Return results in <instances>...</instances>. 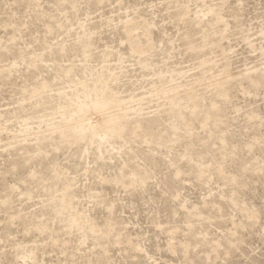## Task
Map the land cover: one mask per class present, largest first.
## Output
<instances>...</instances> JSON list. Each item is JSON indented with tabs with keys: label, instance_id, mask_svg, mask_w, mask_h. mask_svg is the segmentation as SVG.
<instances>
[{
	"label": "rangeland",
	"instance_id": "1",
	"mask_svg": "<svg viewBox=\"0 0 264 264\" xmlns=\"http://www.w3.org/2000/svg\"><path fill=\"white\" fill-rule=\"evenodd\" d=\"M96 73L120 77L127 118L159 116L160 141L50 130L57 92ZM255 75L264 0H0V264H264Z\"/></svg>",
	"mask_w": 264,
	"mask_h": 264
},
{
	"label": "bare ground",
	"instance_id": "2",
	"mask_svg": "<svg viewBox=\"0 0 264 264\" xmlns=\"http://www.w3.org/2000/svg\"><path fill=\"white\" fill-rule=\"evenodd\" d=\"M127 32L130 33L129 30H127ZM146 32H148V31H145L144 33H146ZM137 50H139V48ZM225 70H227V69L225 68ZM69 71H70V68H69V70L65 71L68 76H69ZM107 74H108V72H107ZM107 74L105 75V74L101 73V74L97 75V73H96L97 76H95L93 79H91V81H89L86 78L85 79L82 78L77 83V86L76 85H75V87L73 86L75 89L73 88L74 91L72 90L73 92H71V93L68 92V90L58 91L57 96H59V99H60V100L58 99V101H61V102L56 106L57 107L56 115L59 113L60 115L58 118H60V116H61V118H60V120L51 123V126L49 123L48 126H49L50 130H52L53 133L59 132V134L63 135V137H66L67 139H69V138L77 139V140L79 138L80 139H94L96 136H99L101 138V139L99 138L100 140L108 141L111 139L114 140L116 137H121L123 135V132H125L127 129H129L135 135H140V136L142 135L145 141H149V142L158 141L160 139V135L157 133V131L155 132L154 129L157 126V122H159V116L156 114H153V115H149V116H135V117H133L132 116L133 114L132 115L130 114L129 116H131L133 118H131V117L127 118L126 114L128 113V111H130V110L135 111L136 109L129 107V106H131V103L129 104V106L127 105L129 103V100H127V98L126 99L124 98V97H126V95L124 97L121 96V95H123V93L121 94V93H119L120 91L119 92L115 91L113 86H111L112 85L111 82L114 84H118V78L120 80V77L118 75H117L118 76L117 77V76L112 75V74H111L112 76H110V75L108 76ZM171 75H173V74H171ZM259 77H260V75H255L254 81L252 80L255 85L262 84V81L259 79ZM48 87H51V83L47 79H43L37 86L33 87L32 93H37L40 90L46 89ZM176 87H178V86H176ZM161 88H163V87H161ZM51 90H53V89H51ZM160 90H162V89H160ZM42 92H43V90H42ZM162 92L167 94L168 97L172 99V102L174 103V105L178 106V104L180 103V102H178L179 100L177 98L178 88L176 89L175 86L170 87V88L167 87V89L165 91H162ZM161 93L159 92V94H161ZM81 94H83V96H84V98L82 97L83 100L80 97V96H82ZM165 94H163V95H165ZM128 98H130V97H128ZM72 99L77 100V102H76V106L74 108L70 109L71 106H73V104L70 106L67 103L69 100H72ZM130 100L133 101L134 98H132V96H131ZM136 100L139 101V98ZM136 100H134V101H136ZM69 103H70V101H69ZM139 103H141V102H139ZM173 103L171 105H173ZM74 104H75V101H74ZM69 106H70V108H69ZM116 107L118 109L123 110V111L120 112V110H119V112H117V111L113 112L114 111L113 108H116ZM133 107H135V104ZM184 107L186 108V106H184ZM92 108L96 109L99 112L104 113V115L112 114L113 115V117L111 116L112 120L110 122H106V124L104 123L105 125L103 127L96 128L91 123H89V121L87 119H85L86 117H88L87 115H89L90 111L93 110ZM54 111H56V110H54ZM177 111L178 110H176L174 112V115L176 113L178 118L180 119V121L183 124L188 123L187 112L183 111V110L180 112L179 111L177 112ZM210 111L211 112L215 111L214 113L217 114V112H216L217 109H213ZM91 114H93V113H91ZM134 115H139V114H134ZM101 116H102V114H101ZM102 118H104V117L102 116ZM105 119H106V117H105ZM102 120H100V121H102ZM49 128H48V130H49ZM29 130H30V128H29ZM42 132H40V133H42ZM50 135H51V133H50ZM42 138H46V135L45 134L42 135L39 139H42ZM78 141H80V140H78ZM140 178H142V177H140ZM68 187L69 186L66 184L65 185L66 189L64 191L65 193L63 194V196H64L63 199H65L67 196L69 197L70 193L68 192V189H69Z\"/></svg>",
	"mask_w": 264,
	"mask_h": 264
},
{
	"label": "snow or ice",
	"instance_id": "3",
	"mask_svg": "<svg viewBox=\"0 0 264 264\" xmlns=\"http://www.w3.org/2000/svg\"><path fill=\"white\" fill-rule=\"evenodd\" d=\"M261 86L264 87V81H262ZM172 167H176V165L173 163ZM178 175H179V173H178Z\"/></svg>",
	"mask_w": 264,
	"mask_h": 264
}]
</instances>
